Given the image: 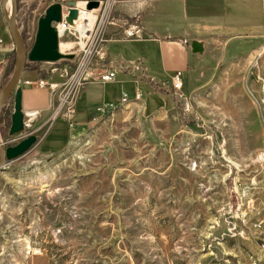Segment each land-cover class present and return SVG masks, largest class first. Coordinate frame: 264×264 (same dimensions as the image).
I'll return each instance as SVG.
<instances>
[{"label": "rangeland", "instance_id": "1", "mask_svg": "<svg viewBox=\"0 0 264 264\" xmlns=\"http://www.w3.org/2000/svg\"><path fill=\"white\" fill-rule=\"evenodd\" d=\"M88 1L18 0L25 44L33 45L50 4ZM117 1L101 0L89 41L85 58L96 73L108 60L97 56V38L106 44ZM127 25L146 31L130 19ZM2 30L10 34L0 0ZM76 40L64 37L62 52ZM14 53V65L0 53V90L15 69ZM52 66L29 62L25 71L47 77ZM161 88L154 90L177 101L171 113L148 115L144 101L130 102L106 110L59 155L31 149L7 161L0 169V264H264V76L210 80L192 93ZM13 104L0 113L7 145L43 123L6 140Z\"/></svg>", "mask_w": 264, "mask_h": 264}, {"label": "crops", "instance_id": "2", "mask_svg": "<svg viewBox=\"0 0 264 264\" xmlns=\"http://www.w3.org/2000/svg\"><path fill=\"white\" fill-rule=\"evenodd\" d=\"M114 11L106 36L108 60L102 68L124 67L117 69L111 82L95 79L82 87L74 126L57 118L41 128L53 114L57 93L22 85L27 89L23 92L24 112L38 111L32 122H43L31 132L39 137L32 150L43 157L63 153L74 139L96 126L103 116L100 107L119 103L125 94L131 103H138L135 96L139 88L146 92L142 101L148 115L171 113L177 101L154 88L170 89L176 74L181 75L187 93L210 80L264 76V0H119ZM126 19L145 26L148 36L140 41L125 39L122 26ZM0 39V53H9L5 57L9 58L15 52L12 37L2 30ZM194 40L204 43L202 53L192 51ZM132 61L139 62L142 70H133ZM3 62L2 58L0 64ZM145 71L154 82L142 78ZM33 74L36 72L24 71L23 81L39 78L36 74L32 79Z\"/></svg>", "mask_w": 264, "mask_h": 264}, {"label": "water", "instance_id": "3", "mask_svg": "<svg viewBox=\"0 0 264 264\" xmlns=\"http://www.w3.org/2000/svg\"><path fill=\"white\" fill-rule=\"evenodd\" d=\"M10 0H1L3 15L7 22L8 30L15 45L16 66L11 78L0 90V113L5 109L9 100L13 99L14 109L10 116L11 124L7 135L15 136L21 134L27 128L26 112L22 105V87H19L23 77V72L27 67V63H50L58 62L64 59H73L72 53H62L60 50L59 33L53 23H59L64 20L70 28L75 29L76 22L79 19V10L76 8V2H70L67 7L68 13L63 15V4L56 2L50 4L45 10L37 23V32L34 38L33 45L28 48L24 38L18 29V0H11L12 6L10 11L7 4ZM101 6V0H91L87 2L86 9L91 11ZM194 53H202L204 51V43L194 40L191 44ZM6 128V126L4 127ZM38 142V135L29 134L15 145H7L0 137V169L6 166L7 161L22 157L29 152Z\"/></svg>", "mask_w": 264, "mask_h": 264}, {"label": "built area", "instance_id": "4", "mask_svg": "<svg viewBox=\"0 0 264 264\" xmlns=\"http://www.w3.org/2000/svg\"><path fill=\"white\" fill-rule=\"evenodd\" d=\"M87 3H81L80 5L77 4L76 8L79 10V19L76 22L77 26L75 29L70 28L68 23L62 19L61 22L59 23H53V25L57 28L58 33H59V40L61 41L66 37L68 34H71L74 36L77 40L75 43H77L76 48L79 47V51L83 52V57L78 58V52L75 50L76 48L72 49L71 51L69 50L68 52L72 53L74 55L73 59H64L58 62H50L48 64L53 65L50 70L47 71L48 76L47 77H39L38 79L35 80H25L21 81V85L25 86H33V87H40V88H46L49 89V91L56 92V102H55V107H54V113L53 116L54 120L57 118H63L67 119L71 126H74L75 124V113H76V105H77V100L79 98L80 92L82 87L85 86V84L91 80L95 79H100L101 81L104 82H111L112 80L115 79L117 75V69L118 68H123L124 64H120L115 68H110V69H105V68H100L99 73L93 72V69L91 67V63L87 62V59L85 58L86 55L91 53L90 49V43L89 41L94 40V38L97 35L98 32V19H99V10L102 6L99 8H95L91 11L86 9ZM68 6L63 5V15H66L68 13L67 11ZM82 14L85 15H93L96 17L95 22L92 26H86L88 27L86 30L85 36H81V31L79 25H80V17ZM114 22V21H112ZM84 24H82V27ZM101 33L99 34V36ZM148 35L146 34V31L141 28V26H136V25H127L124 29V37L127 40L131 41H140L143 40L147 37ZM59 41V42H60ZM79 41H82L84 46H82ZM97 41L99 42L98 47L95 49L96 54L98 57H100V60H104L106 52H105V42L103 38H97ZM61 44V43H60ZM79 59V64L75 68V65L73 67V63L76 62V60ZM56 64L61 65V67L57 68L55 66ZM130 65L132 66L133 70H142V66L139 64V62L132 61L130 62ZM55 66V67H54ZM82 66V67H80ZM57 75L59 77V82L55 81L54 76ZM142 78H147L149 81L154 82V79L148 75V73L145 71L142 74ZM171 85L174 87L176 91H182L184 85L182 82V78L180 74H176L172 78ZM144 95V91L142 88H139L136 92L135 96V101L139 102L142 100ZM132 102L128 95L125 94L122 99L120 100L119 103H111V104H106L104 107H100L99 110L102 112V114L105 113L106 110H111L115 109L117 107H120L122 105H126L127 103ZM26 129H29L32 127V117H36L38 115V111L36 112H29L26 113ZM52 121V120H51ZM26 131V130H25ZM34 134V133H33ZM38 135V134H37ZM25 138V137H24ZM39 138V137H38ZM23 139V138H22ZM263 157H264V152H263Z\"/></svg>", "mask_w": 264, "mask_h": 264}, {"label": "bare ground", "instance_id": "5", "mask_svg": "<svg viewBox=\"0 0 264 264\" xmlns=\"http://www.w3.org/2000/svg\"><path fill=\"white\" fill-rule=\"evenodd\" d=\"M83 3V2H82ZM77 4V3H76ZM78 4L80 5V2H78ZM11 6H12V2H11V0L8 2V4H7V8H8V10L10 11V9H11ZM95 19H96V17L95 16H93V15H85V14H82L81 15V17H80V25H79V27L78 28H80V31H81V36H85V34H86V30H87V28L88 27H86V26H92L93 24H94V22H95ZM82 24H84V26L82 27ZM76 26H77V24H76ZM25 41V40H24ZM60 41V40H59ZM60 43V42H59ZM79 43L82 45V44H85V43H83L82 41H79ZM67 44L69 45V46H71L72 45V43H70V42H67ZM62 46H63V44L61 43L60 44V50H61V52L63 51V48H62ZM82 46H84V45H82ZM63 53V52H62ZM64 54H65V52H64ZM21 86V85H20Z\"/></svg>", "mask_w": 264, "mask_h": 264}, {"label": "flooded vegetation", "instance_id": "6", "mask_svg": "<svg viewBox=\"0 0 264 264\" xmlns=\"http://www.w3.org/2000/svg\"><path fill=\"white\" fill-rule=\"evenodd\" d=\"M10 127V126H9ZM8 127L6 126V128H4V132H3V135H4V138L7 140V138H9V137H12V136H9V135H7V133H8Z\"/></svg>", "mask_w": 264, "mask_h": 264}, {"label": "trees", "instance_id": "7", "mask_svg": "<svg viewBox=\"0 0 264 264\" xmlns=\"http://www.w3.org/2000/svg\"><path fill=\"white\" fill-rule=\"evenodd\" d=\"M10 59L12 60L11 61L12 65H14L15 64V53H12Z\"/></svg>", "mask_w": 264, "mask_h": 264}]
</instances>
